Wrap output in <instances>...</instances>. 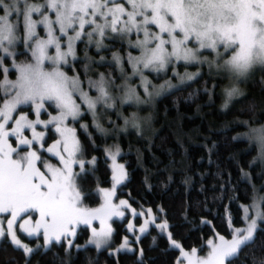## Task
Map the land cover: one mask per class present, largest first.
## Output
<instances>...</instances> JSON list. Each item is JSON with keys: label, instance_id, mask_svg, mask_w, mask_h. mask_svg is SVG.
Wrapping results in <instances>:
<instances>
[{"label": "trees", "instance_id": "1", "mask_svg": "<svg viewBox=\"0 0 264 264\" xmlns=\"http://www.w3.org/2000/svg\"><path fill=\"white\" fill-rule=\"evenodd\" d=\"M111 43L108 50L121 49L127 55L136 51L124 39ZM16 58L29 61L30 52L21 47ZM4 63L12 61L4 58ZM4 63L0 64V82L5 76ZM75 63H79L83 77L84 60ZM108 66L109 69L104 68ZM179 66L187 68L184 64ZM96 67L115 78L114 83L123 80L119 81L121 75L114 64ZM171 69L149 74L163 85L160 91L164 92L154 97L152 107H144L141 116L150 122L143 130H118L106 136L88 112L72 122L80 138L82 163L76 165L75 174L83 204H101L100 189L112 183L106 149L110 144L116 145L127 173L118 188V197L125 196L136 209L153 208L168 221L171 234L152 225L133 239L135 248L117 255L107 248L86 244L90 235L87 226H82L70 242L63 239L44 246L38 243L41 237L33 238L31 252L4 235L0 236V264H178L181 248L173 245L172 239L184 249L205 253L208 241L216 234L229 237L234 226L244 224L243 206L251 204L264 190V162L257 158L258 146L247 135L250 128L264 126V69L235 85L239 94L233 95L226 107L225 89L233 87L226 83V77L213 70L204 71L176 84ZM67 70L76 72L73 65ZM9 75L14 78L16 70L11 69ZM3 98L0 87V104ZM134 108L125 104L113 109L111 116L117 120L118 128L122 126L118 112L129 116ZM48 134L49 140L56 138L53 128ZM113 223V243L119 244L128 229L124 219ZM229 260L230 264L264 262V222L253 240L228 258L227 264Z\"/></svg>", "mask_w": 264, "mask_h": 264}, {"label": "snow or ice", "instance_id": "2", "mask_svg": "<svg viewBox=\"0 0 264 264\" xmlns=\"http://www.w3.org/2000/svg\"><path fill=\"white\" fill-rule=\"evenodd\" d=\"M21 0H0V49L7 52L5 42L11 45L21 37L17 34L19 24L13 23L9 17L16 13L17 17L23 16L24 41L31 51L35 62L14 65L20 73L16 81L7 79V68L2 71L5 79L0 82V87H10L16 90L15 97L5 102L3 110H0V118L5 123L11 119L9 112L14 110L17 104H26L29 101L36 105V113L44 108V101H54L60 109V115L53 117V120L63 121L66 117L75 118L79 115V105L72 99L73 90L80 91L82 102L86 103L89 109H94L100 101L111 99L105 89L103 76L97 82H90L95 87L99 96L93 99L80 89V82L77 78H69L58 65L60 62H67L66 56L72 52L71 40L79 39L81 32L77 31L75 37H69L68 52L61 51L59 38L54 35V23L58 24L60 32L64 33L66 28H73L79 21L80 29L86 23L95 24L93 31L104 35V29L111 27L113 32H131L133 28L143 30L144 39L137 41L133 46L141 48V55L128 59L134 70L142 64L143 68L163 69L172 59L191 62L199 59L201 49H211L216 53L218 59H223V53L219 51L223 47L225 52H231L218 68L237 76H243L250 72L255 66H264V0H124L130 5L131 11L126 10L124 4L119 0H44L43 4H29L23 0L24 7L21 8ZM110 5H114L110 7ZM42 8H49L55 11L56 20L52 21L44 16ZM40 13L43 17L36 21L32 19V13ZM102 17L104 24H99L96 19L87 20V16ZM127 16L123 21L124 27L117 28L122 16ZM137 16L141 17L137 21ZM109 17L111 20L109 21ZM37 23L47 27V39L37 38L35 31ZM154 24L158 27L159 33L150 32L147 25ZM165 34L167 38H165ZM91 36L92 33H87ZM155 41L154 46L149 45ZM194 41L196 47H189ZM55 44V55H47L49 45ZM166 45H170V50ZM24 54V53H21ZM119 60L120 57L116 56ZM206 59V58H205ZM45 60L51 62V70H47ZM2 64V58H0ZM227 95L232 97L239 94L236 88L225 89ZM134 90H130L128 99L132 98ZM227 103L225 104V107ZM26 116H21L16 121L17 127L14 133H19L23 127L22 121ZM36 123H40L39 120ZM29 127H34L28 122ZM4 125L0 124V129ZM59 130V128L57 129ZM257 138L264 140V127L252 129ZM7 132L0 131V139L6 137ZM39 135V134H38ZM6 144V140L4 141ZM22 144H29L31 141L21 140ZM59 143V142H58ZM65 151H69L67 141ZM15 149L9 148L0 155V213L8 212L12 219L8 220L7 232L11 234L12 241L17 246L20 241L16 238L12 225L20 213L38 211L41 221H37L36 229L43 227L45 237H54L59 240L61 235L67 234V225L74 221L83 220L88 223L86 217H96L97 214L110 211L102 208L89 212L87 209L78 207L79 191L76 190V174L71 171L70 162L61 157L64 169H54L47 165L48 171L52 173L46 178L39 169L34 167L33 160L39 159L35 152L21 156L13 160L10 153ZM48 151H53L49 148ZM80 151L79 142L73 141L70 156ZM59 155V153H56ZM82 163V162H81ZM38 181V182H37ZM105 195H110L106 192ZM125 203L121 201V204ZM112 214L120 213L111 210ZM257 218L264 219V213L257 212ZM25 223H28L25 221ZM257 227L253 219L246 229L237 230L231 242L224 241L214 244L209 256L204 260L197 261V264H225L226 258L236 256L243 246L254 238ZM143 231V229H141ZM31 234V233H29ZM74 234V233H73ZM111 234V229L96 232L93 230V241L97 246L105 242ZM5 235V230L0 228V236ZM211 243V242H210ZM26 252L32 249L24 246ZM196 250H193L195 252ZM188 254H185L187 257ZM191 264V260L189 261ZM230 264V260H229ZM264 264V262H262Z\"/></svg>", "mask_w": 264, "mask_h": 264}, {"label": "rangeland", "instance_id": "3", "mask_svg": "<svg viewBox=\"0 0 264 264\" xmlns=\"http://www.w3.org/2000/svg\"><path fill=\"white\" fill-rule=\"evenodd\" d=\"M120 3L124 4L126 10L131 11L130 5L124 3V0H119ZM29 4H43L44 0H28ZM21 8L24 7V2L21 0L20 5ZM114 5H110L113 7ZM44 16L49 17L50 20H56V13L54 10L49 8H42ZM3 14V13H0ZM43 17L40 13L33 12L32 19L39 21ZM9 19L13 23L19 24L18 35L21 39H18L13 44L9 45L5 42V47L8 49L7 52H4L0 49V58H2V64L4 63V58H9L12 63L5 64V68L8 69L6 74L7 79L10 81H16L19 78L18 68L14 65H20L23 63L32 62L35 60L31 56V51L27 48V45L24 41V32H23V16L17 17L16 13H13ZM87 20L96 19V22L99 24H104L105 21L102 17H92L87 16ZM121 22L117 24V28L124 27L123 21L127 19V16H122ZM111 17H109V21ZM141 17L137 16V21H140ZM54 27V35L59 38L61 51L68 52L69 45V37H75V33L77 31L81 32V36L79 39L71 40L72 52L66 56V63L60 62L58 67L61 71H63L69 78H77L80 82V89L84 92H87L90 97L95 99L99 96V92L95 87L91 86L90 82H97L103 76L105 80V89L109 93L111 99L105 101H100L96 104L94 109H89L87 104L82 102L80 97L79 90H73L71 86H69V91L72 93V99L76 104L79 105V115L73 118L72 116L66 117L63 121L53 120V117H58L60 115V109L56 106L54 101H44V108L40 110L39 115L36 113V105L29 101L26 104H17L15 109L9 112L11 119L7 120L5 123L3 118H0V124H3V129H0L2 132H7L8 135L2 139H0V149L3 151H8L9 148L15 149V151L11 152V158L13 160L19 159L21 156H26L28 153L35 152L39 159H34L33 164L34 167L39 169L41 173L45 175L46 178H50L52 173L48 171L47 165H51L54 169H64V164L61 161V157L64 158L65 161L70 162L71 171L75 173L76 165L81 164L82 160L80 159V151L77 152L74 156H70L69 153L72 150L73 141L79 142L80 147V138L77 134V128L72 123L73 121L80 120L83 115L88 112L90 116L93 118V123L98 127L99 130L106 136H111L118 130H143L145 125H148L150 119H146L141 116L145 111L144 107H152L154 104V97L159 96L164 92V90L160 91L161 86L157 84L158 81L152 80L150 77V73H162L168 71L170 68L172 71V75L176 76L174 78L173 83L183 84L187 79L190 80L195 76L203 73L204 71H216L221 74V76L226 77V83H231L232 86H235L241 82H244L249 76H251L254 72L260 71L264 69V66L257 65L249 73L243 76H237L233 73L226 72L221 68L217 67V64H222L223 59H227L231 52H225L223 47H220L219 51L223 53V59H218L216 53L211 49H201L199 53V59L191 62H186L183 60H175L172 59L171 63L166 64L163 69H157L153 67L143 68V65L140 64L137 66V69L134 70L132 63L129 61V55L133 57H137L141 55V48L134 47L133 45L139 41L144 39L143 30H137L135 28L132 29L131 32H113L111 27H106L104 29V35L101 36L98 31H93L96 27L95 24L84 25L83 29L79 27V21L74 24L73 28H66L65 32L62 33L59 30V25L55 24ZM150 32L154 34L159 33V29L154 24L147 25ZM37 38L39 39H47V27L44 24L37 23L36 29ZM91 32L92 35L88 36L87 33ZM165 38L167 35L165 34ZM126 40L129 47L135 49L136 51H132L130 54L121 53V49L108 50L111 47V40ZM156 42L153 41L149 46H154ZM189 47H196L194 41L190 42ZM30 52L31 59L29 61H19L16 56L20 50V48ZM166 47L170 50V45H166ZM55 44L49 45L47 48V55H55ZM116 56H119L120 59H115ZM206 58V59H205ZM79 59L84 60L85 69L82 70L84 73L83 77L81 72L78 70V64L76 65L75 61ZM81 62V61H80ZM109 63L114 64L117 68L118 73L121 75L119 81L122 80L119 84L115 78L104 73V70L96 67L97 64ZM184 64L187 68L181 69L179 65ZM73 65L76 70L75 73H70L67 70V66ZM45 66L47 70H51V62L45 60ZM110 66V65H109ZM108 67H104L109 69ZM183 67V66H182ZM11 69L16 70V76L11 78L9 75V71ZM189 71L187 74H183L182 72ZM95 74V75H93ZM5 79V76L2 79ZM167 87L164 89L166 90ZM130 90H134V94L131 99H128L130 94ZM4 98L2 103L0 104V110H3L4 104L7 101L12 100L15 97L16 90L10 87H3ZM157 95V96H156ZM131 104L135 108L127 116L123 112H118V118H120L121 127H117V120L111 116V112H113L118 105ZM21 116H26L27 120L22 121L23 127L20 129L19 133H14L13 129L17 127L16 121L20 119ZM39 120L40 123H36ZM28 122H32L34 127H29ZM114 126V127H113ZM50 128H53L56 131V138L53 140H49L48 133L50 132ZM59 128V130H57ZM116 130V131H114ZM39 134V135H38ZM6 140V144L4 141ZM21 140L31 141L29 144H22ZM67 141V147L69 151H65V142ZM59 142V143H58ZM49 148H52L53 151H48ZM108 148V147H107ZM107 156L109 158V164L112 170V183L109 187H104L100 189V194L102 197V202L100 205L89 207L82 202V194L77 185L76 177V190L79 191L80 196L78 199V207L82 209H87L89 212H92L97 209H110V211H106L104 213L97 214L95 218L88 216V223H84L83 220L74 221L71 225H67V234L61 235L60 239L57 240L54 237L46 239L45 230L43 227H40L39 230L36 229L37 221H41V216L38 211H29L27 213H20L19 216L16 217L12 225V230L15 232L16 238L20 241V247L27 246L30 248L32 246L30 240L33 238L41 237L38 240V243H42L44 246H48L53 241H61L65 239L67 242L72 241L76 238L79 229L82 226H87L90 229L89 239L86 241V244H92L97 246L93 241V230L96 232H100L102 230L111 229L110 236L107 237L105 242L101 243L98 248H107L114 254H119L125 250H132L135 248V245L132 243L135 239H138L140 236L145 234L152 225L163 227L164 230L171 234L169 231V223L167 220L162 219L161 215L157 213L153 208L146 209H136L133 207L129 200L125 196L118 197V188L127 178L126 168L123 161L120 160V149L116 145H109V148L106 149ZM56 153H59L57 155ZM2 155V152H0ZM261 161L264 162V158H261ZM38 182V181H37ZM108 192L110 195H105ZM257 197H255L254 201L251 204L243 206V218L244 224L240 226H234L233 232L231 236H226L222 233L216 234L215 237H212L208 241V249L205 253L198 252L197 249L187 250L181 247L180 242L172 239V244L181 248L180 258L178 264H189L191 260V264H197V261L206 259L212 251V247L214 244H220V237L224 238V241L231 242L233 237L236 235L237 230L246 229L248 224L251 223L253 219L256 220L257 228L264 222V219L257 218V212L264 213V190L261 191ZM121 201L125 203L121 204ZM120 213V215L112 214V211ZM12 219V216L8 212L0 213V228L5 230V235H8L12 240L11 234L7 232L8 229V220ZM115 219L125 220V225L128 229V233L124 235L122 241L119 244L113 243L112 232L114 229L113 221ZM27 221L28 223H25ZM143 229V231L141 230ZM255 230V233H256ZM31 233V234H29ZM74 233V234H73ZM254 233V235H255ZM211 242V243H210ZM15 244V243H14ZM193 250H196L193 252ZM185 254H188L187 257ZM227 259L225 264H227Z\"/></svg>", "mask_w": 264, "mask_h": 264}, {"label": "clouds", "instance_id": "4", "mask_svg": "<svg viewBox=\"0 0 264 264\" xmlns=\"http://www.w3.org/2000/svg\"><path fill=\"white\" fill-rule=\"evenodd\" d=\"M234 88L238 89L236 86H233ZM231 87V88H233ZM229 88V89H231ZM226 95V101L225 103H227L232 97H229L227 95V92L225 93ZM264 126H257V127H252L250 128L249 132L247 133L248 138L250 141H254L256 143V145L258 146V154H257V158H264V140H261L259 138H257L256 134L252 132V129H259L262 128Z\"/></svg>", "mask_w": 264, "mask_h": 264}]
</instances>
